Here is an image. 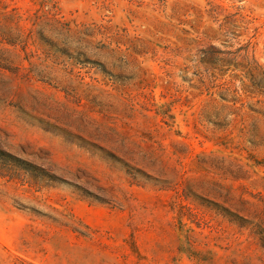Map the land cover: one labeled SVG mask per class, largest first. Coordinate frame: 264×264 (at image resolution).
<instances>
[{"label":"rangeland","instance_id":"1","mask_svg":"<svg viewBox=\"0 0 264 264\" xmlns=\"http://www.w3.org/2000/svg\"><path fill=\"white\" fill-rule=\"evenodd\" d=\"M253 60L264 0H0V264H264Z\"/></svg>","mask_w":264,"mask_h":264},{"label":"trees","instance_id":"2","mask_svg":"<svg viewBox=\"0 0 264 264\" xmlns=\"http://www.w3.org/2000/svg\"><path fill=\"white\" fill-rule=\"evenodd\" d=\"M7 43H8V44H11V45H16V42H14V41H7ZM253 61H254L255 65H256V67H259V68L261 69V74H263V76H264V70H262L261 66L256 62V60H253ZM259 94L264 95V91H262V92L259 93ZM258 102H259L260 104H264V100H260V99H259Z\"/></svg>","mask_w":264,"mask_h":264}]
</instances>
